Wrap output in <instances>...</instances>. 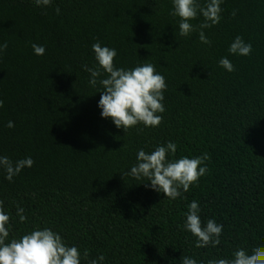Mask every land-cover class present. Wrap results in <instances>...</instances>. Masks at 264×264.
<instances>
[{
  "label": "trees",
  "instance_id": "obj_1",
  "mask_svg": "<svg viewBox=\"0 0 264 264\" xmlns=\"http://www.w3.org/2000/svg\"><path fill=\"white\" fill-rule=\"evenodd\" d=\"M0 264H264V0H0Z\"/></svg>",
  "mask_w": 264,
  "mask_h": 264
}]
</instances>
